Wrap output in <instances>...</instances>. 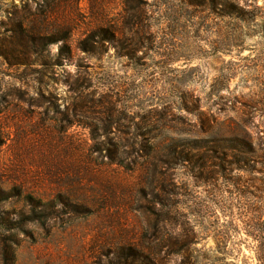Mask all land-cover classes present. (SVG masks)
Instances as JSON below:
<instances>
[{"label":"rangeland","instance_id":"374dc122","mask_svg":"<svg viewBox=\"0 0 264 264\" xmlns=\"http://www.w3.org/2000/svg\"><path fill=\"white\" fill-rule=\"evenodd\" d=\"M215 1L0 0V48L61 39L0 57V264H257L264 0Z\"/></svg>","mask_w":264,"mask_h":264},{"label":"trees","instance_id":"16d2710c","mask_svg":"<svg viewBox=\"0 0 264 264\" xmlns=\"http://www.w3.org/2000/svg\"><path fill=\"white\" fill-rule=\"evenodd\" d=\"M211 4L216 5V1L211 0ZM221 13L229 17H234L237 15H241L242 13L245 14L246 12H243V10L239 9L236 6V4H234L230 0L226 3V5L223 6V10H221ZM10 33L18 35V37L15 40V44L12 43L11 41V43L14 45L13 48H16V50L13 51L15 53L10 52L8 50V47L4 48L3 46V48H0V57L9 65H16V64L20 65L22 63L28 64L29 57L31 55H34L36 57L37 54L43 51V49L46 46L61 41V39L57 40L52 37H44V35H42L41 33L35 35L32 32H29L27 30V27L19 23H16L13 26V29L10 31ZM9 40L11 39L9 38ZM11 43H8L7 45L10 46ZM63 49H65V47H61L58 53L62 54ZM261 78L264 79V75L261 76ZM257 105H260L261 108H263L264 110V93H261V98L257 102L246 101L245 103H243V107L246 110L243 116L246 119L251 118L252 112L257 111L256 109ZM237 142L245 144L247 146L245 140L237 141ZM248 148L244 149L243 147L241 150H237L232 147L230 150H234L239 152L240 154H243L248 152L249 150ZM227 164L228 166H234L238 169H241L240 166L242 164L245 167L243 168V170L251 168L249 166V163L243 159L238 160L236 162L229 161ZM244 194H248V193H244ZM249 195L252 198V200L248 201L247 203L241 206V213H240V216L242 218L241 228L247 237H250L256 242H258V245L254 249L255 258L257 264H264V202L261 196H255L253 193L252 194L250 193ZM229 225L232 226L233 225L232 222H230Z\"/></svg>","mask_w":264,"mask_h":264}]
</instances>
